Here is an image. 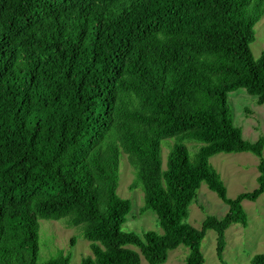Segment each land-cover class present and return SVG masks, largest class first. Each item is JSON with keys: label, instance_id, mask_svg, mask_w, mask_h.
<instances>
[{"label": "trees", "instance_id": "1", "mask_svg": "<svg viewBox=\"0 0 264 264\" xmlns=\"http://www.w3.org/2000/svg\"><path fill=\"white\" fill-rule=\"evenodd\" d=\"M263 15L264 0H0V264H70L62 251L39 262L41 219L82 226V264H164L180 246L184 264H207L208 230L222 260L226 230L247 227L243 202L264 194V137L245 140L227 103L244 89L264 105V51L251 50ZM122 153L162 233L122 230ZM220 153L256 156L258 187L229 199ZM203 184L229 211L197 229Z\"/></svg>", "mask_w": 264, "mask_h": 264}, {"label": "rangeland", "instance_id": "2", "mask_svg": "<svg viewBox=\"0 0 264 264\" xmlns=\"http://www.w3.org/2000/svg\"><path fill=\"white\" fill-rule=\"evenodd\" d=\"M255 34L256 40L251 45V50L255 59H258L264 51V15L255 26ZM227 103L231 119L234 125L241 129L245 140L254 143L264 137V105H259L257 99L244 89L230 93ZM174 140L170 138L163 143L164 168ZM185 144L191 158H194L200 144L193 141ZM210 164L220 174L229 199H234L241 193L252 192L258 187L259 159L251 153H220L210 158ZM119 176L117 193L132 204L131 213L122 230L138 234L145 231L162 233L156 214L151 210L142 212L144 193L140 188L132 189L136 180L135 171L127 155L123 153L120 156ZM243 208L248 215L247 227L233 224L226 230L222 260L217 256L216 232H206L201 251L207 264H250L254 255L264 254V194L255 202L244 201ZM228 211V205L203 184L197 192V199L189 208L187 221L195 228L201 229L207 216L222 218ZM39 248L40 263L55 257L60 251L70 257V264H82L84 258L92 256L90 242L85 239L82 226H71L65 220H39ZM188 253V248L180 246L170 252L164 264H184ZM141 264H148L143 257Z\"/></svg>", "mask_w": 264, "mask_h": 264}]
</instances>
